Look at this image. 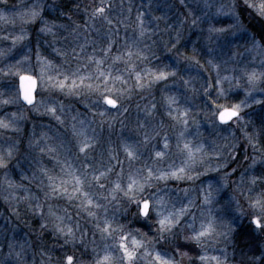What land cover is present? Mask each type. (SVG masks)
Listing matches in <instances>:
<instances>
[{"label":"rangeland","instance_id":"374dc122","mask_svg":"<svg viewBox=\"0 0 264 264\" xmlns=\"http://www.w3.org/2000/svg\"><path fill=\"white\" fill-rule=\"evenodd\" d=\"M32 2L33 0H7L6 5L0 2V11L6 7L24 8ZM44 3V19L50 26L55 25L52 32H41L42 25L39 21L32 24H22L19 19H16L14 24L0 21V53H2L0 54V118L7 117L10 121L15 120L16 128V130L11 127L0 129V152H6L10 145L14 146L8 169H0V250H2L0 264H15L14 257L8 258L9 245H13L16 251H19L20 246L23 245L24 258L28 264H49L48 257H52L51 264H55L56 257H62L65 252L74 253L82 259L83 264H93L95 255L92 249L96 248L102 256L104 244L111 243V241L106 242L100 239L99 232L92 226L94 221L91 218L83 213L77 215L78 209L60 200L57 203L67 207L73 220H79L82 230L87 232L84 237L85 245L77 244L75 248L63 246V241L57 239L54 233L41 231L39 217L29 208V201L23 199L26 195L42 197L38 180L33 179L32 174L36 173L39 178L38 169L41 165L50 169L54 167V162L50 161L47 155L39 152V147L45 143L59 145L61 140L67 142V148L71 151L60 149V158L67 157L77 167L83 163V156L79 160L74 159L77 154L76 141L72 138L70 129L73 116L77 117L78 127H80L79 121H84L83 127L87 129V135L95 144V149L90 150L89 162L95 168H103L108 163H115L110 160V156L115 155L119 161L124 162L125 181L128 164L123 150L124 145L128 144L133 150L144 153V156L133 165L134 171L136 168L143 167L145 162L152 163L151 160H146V157L154 148H162V137L165 135L168 137L170 151L163 160L157 162L159 167L167 168L172 163L179 165L185 159L184 153L176 147L178 138L181 147L185 141L193 146L202 144L207 153L206 164L215 167L222 166L226 162L228 167L222 166L219 173L210 171L206 176H201L194 181H169L164 190L159 192L160 196L165 199L170 198L172 202L177 203V207L180 201L187 203L190 198L195 200L196 207L192 209V213L196 215V226L199 227L202 219L200 213L204 211L201 208L200 188L206 186L208 181L214 182L219 179L225 171L230 172L233 167L236 168L237 173H241L242 170L247 169L252 157L264 161V106L253 103L250 108H245L242 112L244 119L239 124L233 122L230 130L226 131L227 126L219 125L218 121L214 124L213 118H208L211 113L202 96L209 83L213 85L212 91H216L218 87L216 80L219 75L225 89L239 84L238 88H232V91L227 93L228 100L221 98V103H238L245 99L244 90L247 87L245 72L253 69L258 72L264 71V34L262 33L264 18L258 16L254 18L251 9L242 10L239 7L236 8V15L233 16L231 14L233 5L242 4L243 0H104L105 4L111 5L108 9V19L112 21L111 24L103 18H97L88 23L90 15H87L84 26L78 24L80 27L77 29L75 25L74 29L67 33L66 26L57 25L50 20L54 8L49 0H44ZM100 4L101 1L98 5ZM138 17L144 22L143 36L140 34L141 26ZM236 17L240 21L239 27L235 26ZM194 20L195 24H193ZM258 23L262 24V29ZM57 26H59L58 30H56ZM21 28L26 30L27 35L13 45V40L20 34ZM220 28L227 31L223 33L210 31V29ZM85 37L89 46L85 48L84 53L80 54L79 61L74 60L72 49L75 48L79 52V45L84 43ZM109 38L115 42L113 54L117 53V50L124 52L127 48H131L134 53L140 50L147 57V59H140L134 55L128 65L121 62L113 67L114 74L117 70H123L126 67L128 69L127 72L122 73L127 83L116 84V88L121 91L109 93L112 98L117 99L119 110L108 108L106 105H100L99 108L91 105L90 101L98 98L95 94L80 97L65 96L57 89L40 86L37 87L34 106L27 107L18 98L19 77L13 75V72L19 70L22 74H32L39 81L41 64L38 61L43 60L52 62L53 71L75 69L78 63L83 65L86 62L85 56L93 51V47L96 49L97 56L102 55L99 49L106 46ZM254 41L258 47L253 46ZM55 49H60L67 55H57ZM178 52L183 53L184 56H194L199 64L177 57ZM109 63L111 61H107L104 67L107 68ZM10 67L11 72H9ZM145 69H151L153 72L175 69L176 76H169L166 81L154 82L149 87L147 82L153 77L147 76ZM87 70H94V66L90 65ZM132 71L142 74L146 85L143 90L137 87L135 76L129 74ZM5 72L9 74L4 75ZM225 76L230 78L231 83L223 79ZM185 80L190 83L186 85ZM253 95L257 98L264 97V93L254 92ZM169 96H175L179 101L172 106L173 110L179 108L183 111L185 107L191 109L187 131H184L176 120L167 115ZM248 99L251 102V97ZM3 100H8L9 103L4 104ZM86 104L89 106L86 107ZM60 105H63V109L59 107ZM48 107H57V114L64 120L62 125L47 112ZM105 109L108 110L101 116L100 112ZM206 112L208 117L205 115ZM173 115H176L175 111ZM193 120L196 123H193ZM182 131H184L183 137L180 136ZM245 131L250 135L260 133L259 136H254V142L259 147L258 151L253 152L248 145ZM157 132L160 133L159 136L155 135ZM145 133L149 137L147 145L142 143ZM153 136L155 139H152ZM36 141L40 144L36 145ZM234 143L236 146L233 151ZM213 148L220 154L219 158L213 153ZM229 153H232L237 161L229 160ZM200 155L202 154L197 153L198 157ZM258 165L264 167V163H257L255 169H249L248 172L258 174ZM118 169L119 165L117 171ZM197 170H202L199 165ZM55 172L59 174L58 166H55ZM5 173H7V180L21 187L9 188ZM21 173L28 179L22 180ZM115 175L114 171L111 178H115ZM232 181L239 183V176L236 173H233L228 187L212 206L213 215L223 216L225 222L231 225L232 231L228 237H220L217 242L209 243L205 251L208 256L226 257L227 264H239L236 261L235 234L240 223H250L245 197L249 195L247 187L251 185L245 184L242 189L244 195L241 196L235 191V184ZM45 183H47L46 180ZM253 187L254 191H261L259 183ZM25 189L28 191L26 192ZM181 189H188L187 195ZM148 193L155 195L156 189L147 190L145 195ZM231 196H236L245 215L237 213L235 202L232 204L231 212H225L224 204ZM101 203L105 202L101 201ZM124 205V201H114L110 204L109 217L114 216L121 223L126 224L137 234V238H141L140 233L153 238L156 235L155 229L158 227L155 222L146 223L149 231L138 229L139 233H136L137 229L133 226L136 219L132 212L134 205L127 206L128 212L124 211ZM129 213L132 215L129 216ZM98 214L102 220L103 210H99ZM206 215L207 212H205ZM185 221L190 222V217L186 216ZM153 224L155 227L152 226ZM220 230L227 229L221 224L218 226V231ZM185 231L190 233L191 229L185 228ZM254 235L264 239V233L258 230H254ZM93 236L95 243L91 242ZM161 246V244L156 245L157 249ZM247 259L253 260L252 264L264 263V250L255 259L252 256ZM190 262L186 257L184 264H190Z\"/></svg>","mask_w":264,"mask_h":264},{"label":"snow or ice","instance_id":"6c2138e0","mask_svg":"<svg viewBox=\"0 0 264 264\" xmlns=\"http://www.w3.org/2000/svg\"><path fill=\"white\" fill-rule=\"evenodd\" d=\"M0 2L7 4V0H0ZM111 5L104 3L101 0V4L97 6L91 12L88 23H91L97 18H103L108 24L112 21L108 19V9ZM239 7L242 10L251 9L256 16L264 18V0H243L242 4L233 5L232 15H236V8ZM45 10L44 0H33L29 5L24 8L12 7L11 9L5 8L0 11V21L14 24L16 19H19L22 24H32L39 21L42 27L41 32H52V28L55 25H49L44 19L43 13ZM69 19H71L69 17ZM141 26V36L144 35L143 20L138 17ZM196 21H193L195 24ZM235 26H240L239 18L236 17ZM77 29L80 27L76 26ZM94 28L95 25L93 24ZM111 31V29L109 30ZM210 31H216L223 33L227 31L224 28L210 29ZM26 30L21 28L20 34L13 40V45L19 40H23L26 37ZM53 35H55L53 33ZM7 38V37H5ZM179 37L177 38V42ZM115 42L109 38L106 46L101 47L99 52L100 56L96 55V49L93 47L91 53L86 54L85 63L83 65L77 64L75 69L69 70H54V65L51 61L43 60L38 61L41 64L39 81L38 78L32 74H22L19 70L12 74L19 77L20 87L17 89L18 98L26 105H34L36 103L37 87L41 88H53L59 90L65 96L80 97V96H92L95 94L98 98L90 101L91 105L97 106L108 105L112 109H118L119 105L116 98H112L109 93L115 91H121L116 88V84H126L127 80L124 78L123 72H127V67L123 70H117L114 74L112 69L117 63H124L128 65L131 58L135 55L140 59H147L140 50L135 53L131 48H127L124 52L113 54V44ZM89 46L87 37L84 38V43L79 45V52L75 48L72 49L73 59L79 61L80 54L84 53L86 47ZM254 47H258L256 42H253ZM175 47V45H173ZM57 55H67L66 52H62L60 49H55ZM2 54V53H0ZM127 57V59H125ZM177 57H182L185 60H191L195 64H199L198 60L193 57L184 56L183 53H177ZM107 61H111L108 67L104 65ZM21 63V62H18ZM66 63V61H65ZM211 63V61H209ZM94 66V70L88 71V67ZM215 67V66H214ZM11 72V67L9 68ZM9 72H5L4 75H8ZM130 75L135 76L136 85L143 90L146 86L143 82V76L140 72L132 71ZM145 74L149 77H153L152 80L147 82V86H151L154 82H160L162 80H168L169 76H176V70L171 71L159 70L153 72L151 69H145ZM247 78V87L245 88V99L238 103H221V98L228 100L227 93L232 91V88H238L239 84L232 85L230 88L225 89L219 79V75L216 80V91L213 92V85L209 83L205 87L202 96L204 97L205 105L211 116L206 117L213 118L212 122L215 124L217 121L219 125L227 126L225 130H230L233 122L239 124L244 119L242 112L245 108H250L253 103L264 106V97L257 98L254 96V92L264 93V71H257L255 69L245 72ZM224 80L230 78L225 76ZM187 85L190 81L185 80ZM231 83V81H230ZM195 91V89H193ZM251 97V102H249ZM83 103V101H81ZM2 103H9L8 100H3ZM179 101L175 96H169L167 98L168 111L167 115L173 120H176L178 124L182 126L184 131H187L189 125V113L190 108L185 107L183 111L179 108L172 109L173 105L178 104ZM86 107L89 105L86 104ZM63 109V105L59 106ZM108 109L100 112L103 116ZM175 111L176 115H173ZM47 112L51 114L61 125L64 123L61 115L57 114V107H48ZM15 116V114H13ZM73 123L70 125L71 136L75 139V147L77 154L74 159L79 160L83 156V163L77 167L71 161L65 157L60 158V149L67 148V142L61 140L59 145H53L45 143L39 147L41 154L47 155L49 160L54 162L52 169L41 165L38 169L40 177L33 173V179L38 180V188L42 193L41 196L26 195L24 200L29 201V208L33 214L39 217V226L42 232H52L57 239L63 241V246H72L75 248L77 244L85 245L84 237L87 234L86 230H82V226L79 220H73L72 215L68 212L67 207L60 206L57 202L64 200L67 204L74 209H78L77 215L80 213L86 214L91 218L93 228L100 234L102 241H111V243H105L103 248V255L101 256L96 248L92 249L95 259L93 264H184L187 257L190 261H194V264H227L226 257L224 256H208L205 249L209 243H215L220 237H228L232 231L231 225L226 223L223 216L217 217L213 215V204L218 201L219 195L229 185V180L233 173L239 176V183L232 181L235 184V191L239 192L241 196L244 195L242 189L245 184L251 186L247 187L248 196L245 197L249 211L247 216L249 222L254 228L261 233H264V190L259 192L254 191L255 185L258 183L264 185V169L259 173H249V169H255L257 163H264V161L258 160L256 157H252L251 163L248 164L247 169L242 170L241 173L236 172V168L225 171L219 179L206 182V186L200 188L202 194V205L200 215L202 219L199 222V227L196 226L197 217L192 213V209L196 207V201L188 199L187 203L183 201L177 203L172 202L171 199H165L160 196L159 192L164 190V187L168 185L169 181H194L201 176H206L210 171L221 172V167H228L225 162L222 166L217 165L215 167L205 163L207 153L204 151L203 145L193 146L185 141L181 147L180 140L178 138L176 147L185 155V159L181 161L179 165L174 163L169 164L167 168L159 167L157 162L163 160L169 154V141L165 135L162 137V148H154L151 153L146 157V160H151L152 163H144L143 167L136 168L133 171V165L144 156V153H140L133 148L125 144L124 152L126 156V162L128 164L127 180H124L125 169L123 163L118 160L115 155L110 156L111 161L115 163H108L103 168H95L91 160L90 150L95 149V144L92 139L87 135V129L83 127L84 121L80 120L78 127L77 117H72ZM193 123H196L193 120ZM199 125L197 124V127ZM15 128V120H8L7 117L0 118V129ZM184 131L180 133V136H184ZM159 136L160 133H155ZM245 139L253 152L259 150L257 143L254 142V136H259L260 133L249 134L247 131L244 133ZM155 139V136L152 137ZM36 145L40 142L36 141ZM143 144L149 143L148 134H144ZM235 143L232 145L233 151L235 150ZM227 147V145H226ZM14 146L10 145L6 152H0V169H8L13 157ZM213 153L219 158V153L213 148ZM197 153H201L199 157ZM229 160H235V156L229 153ZM119 169L117 171V166ZM200 166L202 170H197V166ZM55 166L59 167V174L55 172ZM116 172L115 178L112 177V173ZM195 173V175H193ZM247 174V175H246ZM22 180H27L28 177L21 173ZM5 179L9 188H19L21 185H15L12 181L7 180V173H5ZM45 180L47 183H45ZM162 185L161 187H158ZM149 189H156V194L148 193ZM27 192L28 189H25ZM187 195L188 189H181ZM104 201L105 203H101ZM124 201V211L128 212V205H134L132 212L135 214V218L143 220L145 223L152 221L158 226L155 231L156 235L153 238H149L147 234L140 233L141 238H137V234L133 230L129 229L126 224L121 223L116 217H109L108 206L113 202ZM235 202L236 211L239 215H245L241 210V205L236 196H231L224 204L226 213H230L232 204ZM103 210V219L98 214L99 210ZM205 212L207 215L205 216ZM63 213V214H61ZM132 213H129L131 216ZM190 217V222L185 221V217ZM223 225L226 231H218V226ZM185 228L191 229V232H186ZM139 233V230H136ZM182 237V242H181ZM95 243V237L91 241ZM162 246L157 249L156 245ZM86 247V246H85ZM2 251V250H0ZM24 247L20 246V250L16 251L13 245H9L8 258H15V264H28L24 258ZM191 254V255H190ZM49 264H51L53 258L48 257ZM55 264H83L80 257H77L74 253L69 254L65 252L62 257H56Z\"/></svg>","mask_w":264,"mask_h":264},{"label":"trees","instance_id":"16d2710c","mask_svg":"<svg viewBox=\"0 0 264 264\" xmlns=\"http://www.w3.org/2000/svg\"><path fill=\"white\" fill-rule=\"evenodd\" d=\"M101 0H49L54 11L51 12L50 20L55 22L57 25L66 26V32L74 29L75 25L81 24L84 26V20L87 15H91L93 9H95ZM69 17L71 19H69ZM262 29V24L258 23ZM59 26H57V29ZM264 34V31L262 32ZM46 50H44L45 52ZM237 161V158L236 160ZM264 169L262 165H258V172ZM260 190H264V185L259 184ZM37 223L34 221V225ZM134 228L140 229L141 231H149V227L142 220H134ZM152 226L155 227L153 224ZM254 226L251 223H240L238 225L235 234V246L237 259L239 264H252L253 260L247 258L252 256L254 259L258 257L262 250H264V239H259L254 235ZM45 237V235L43 236ZM48 237V236H46ZM191 255V254H190ZM192 262V263H191ZM190 264H194L191 261ZM260 264H264L261 262Z\"/></svg>","mask_w":264,"mask_h":264},{"label":"water","instance_id":"95a60500","mask_svg":"<svg viewBox=\"0 0 264 264\" xmlns=\"http://www.w3.org/2000/svg\"><path fill=\"white\" fill-rule=\"evenodd\" d=\"M19 87H20V81H19ZM21 101H22V99H21ZM22 103L25 105V106H27V107H32V106H34V105H26L23 101H22ZM107 107H109V108H111L110 106H108V105H106ZM112 109V108H111Z\"/></svg>","mask_w":264,"mask_h":264}]
</instances>
